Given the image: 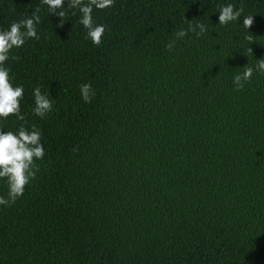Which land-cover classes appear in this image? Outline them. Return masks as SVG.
I'll return each instance as SVG.
<instances>
[{"label":"trees","instance_id":"1","mask_svg":"<svg viewBox=\"0 0 264 264\" xmlns=\"http://www.w3.org/2000/svg\"><path fill=\"white\" fill-rule=\"evenodd\" d=\"M64 3L59 17L0 0V31L39 17V38L5 62L24 120L0 130H37L44 146L22 196L0 206V264H264V0H112L92 11L99 44ZM227 3L241 18L221 25ZM189 21L205 32L166 49ZM37 85L52 98L43 119Z\"/></svg>","mask_w":264,"mask_h":264},{"label":"clouds","instance_id":"2","mask_svg":"<svg viewBox=\"0 0 264 264\" xmlns=\"http://www.w3.org/2000/svg\"><path fill=\"white\" fill-rule=\"evenodd\" d=\"M72 7L78 9L80 16L78 23L86 29V36L92 44H99L104 33V25L94 24L92 19L93 8L103 9L110 7L112 0H89L88 3H80V0H69ZM46 5L51 13L62 16L61 6L64 0H40ZM241 9L235 8L231 3L223 5L218 11V23L229 24L241 18ZM39 17L35 12L30 18L12 22L7 30L0 31V120L10 116H15L16 120L23 121L24 114L21 113L20 101L23 97V87L13 86L9 74V69L5 62L9 59V52L13 48L24 45L29 38L38 39L36 25ZM252 23L251 16H244L242 20L243 28L247 29ZM199 31H196V30ZM205 26L197 23L192 25L189 21L188 29L181 28L174 34V39L165 44L166 49H171L176 40L185 38L188 32H195L200 35L205 32ZM243 71L236 73L232 77V84L235 90L243 87V84L250 79L253 68L243 67ZM255 70L264 73V58L257 60ZM90 88L88 83L79 87L81 99L87 103L90 99ZM33 114L43 119L52 110V98L49 93L41 92L39 85L33 87ZM40 132L37 130H27L22 125L15 131L0 130V181L6 185V194L0 195V206L7 207L22 196L25 186L36 175L35 160L44 156V146L40 141Z\"/></svg>","mask_w":264,"mask_h":264}]
</instances>
